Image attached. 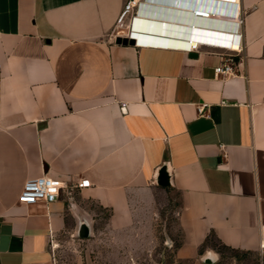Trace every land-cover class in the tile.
Wrapping results in <instances>:
<instances>
[{
	"label": "crops",
	"instance_id": "crops-1",
	"mask_svg": "<svg viewBox=\"0 0 264 264\" xmlns=\"http://www.w3.org/2000/svg\"><path fill=\"white\" fill-rule=\"evenodd\" d=\"M128 1L0 0V264H55L51 244L79 231L85 204L139 231L146 207L173 193L171 264H218L211 238L264 264V0H227L240 31L228 13L196 26L242 35L234 75L216 74L226 49L192 51L182 31L164 37L138 8L125 12ZM168 6L185 27L193 7L212 9ZM132 32L135 46L116 43ZM43 176L69 189L21 204L26 182Z\"/></svg>",
	"mask_w": 264,
	"mask_h": 264
},
{
	"label": "rangeland",
	"instance_id": "rangeland-1",
	"mask_svg": "<svg viewBox=\"0 0 264 264\" xmlns=\"http://www.w3.org/2000/svg\"><path fill=\"white\" fill-rule=\"evenodd\" d=\"M77 187H80L79 184ZM178 208L175 193L161 198L158 195L156 203L146 207L145 219L140 221V230L137 231V227L131 230L114 227L110 223V211L96 204H85V209L91 214L84 220L90 231L89 236L83 238L76 232H66L55 238L51 244L54 263L171 264L181 239ZM207 244L221 253L218 264H262L261 256L257 254L242 260L234 259L237 254L214 238Z\"/></svg>",
	"mask_w": 264,
	"mask_h": 264
},
{
	"label": "built area",
	"instance_id": "built-area-1",
	"mask_svg": "<svg viewBox=\"0 0 264 264\" xmlns=\"http://www.w3.org/2000/svg\"><path fill=\"white\" fill-rule=\"evenodd\" d=\"M143 2L141 0H129L125 7L126 9H137L140 12L141 5ZM206 15V16H199ZM195 17H200L201 19H210V14L201 13L199 11H196V14H194ZM229 16L232 17L233 23L236 25L237 29L236 31H240L241 27L243 26V19L240 14H235V11H232ZM133 29V28H132ZM121 32V31H120ZM119 32V33H120ZM134 33L132 32L130 36L128 37H134ZM205 36V35H201ZM124 37V36H122ZM227 35L223 34H216V37L211 36V33H207L205 36L206 39H198L196 41V44H192L191 50H197L199 43L200 44H209L216 47H221L226 49V53L221 54L222 63L220 66L216 68V74L217 75H234L236 73V60H235V53L241 52V34H233L232 37L227 39ZM190 48V47H189ZM193 48V49H192ZM204 113V107H201L199 109V114ZM90 182L85 181L83 184H79L80 187H86L89 186ZM65 189H69L68 186H66L63 182L53 179L48 176L39 177L36 179L28 180L25 184L24 190L20 196V203L26 206L36 205L39 203L49 205L54 202H56L60 196L62 195V192ZM260 250L261 253H264V235L260 243Z\"/></svg>",
	"mask_w": 264,
	"mask_h": 264
},
{
	"label": "water",
	"instance_id": "water-1",
	"mask_svg": "<svg viewBox=\"0 0 264 264\" xmlns=\"http://www.w3.org/2000/svg\"><path fill=\"white\" fill-rule=\"evenodd\" d=\"M159 2L151 3L148 0L143 1V7L140 9L138 13V20L144 19L147 21L150 27L159 28L161 27L162 30L169 31V32H179L177 28H175L173 24V8L168 5H184V4H191V3H204L210 4L211 6L221 7L226 9L227 7V0H158ZM165 3V4H164ZM163 4V5H162ZM225 27V26H224ZM222 25L217 26L216 29H211L208 32L212 33H219L221 34V29L224 28ZM145 34V33H144ZM148 35V34H147ZM116 43L119 45H131L135 46L138 42L136 37H122L119 36L116 39ZM159 185L161 186H169V175L167 173L166 168H163L159 174ZM84 225L80 227L79 231L77 232L80 237L87 238L90 234V231L87 227V222L83 223Z\"/></svg>",
	"mask_w": 264,
	"mask_h": 264
},
{
	"label": "bare ground",
	"instance_id": "bare-ground-1",
	"mask_svg": "<svg viewBox=\"0 0 264 264\" xmlns=\"http://www.w3.org/2000/svg\"><path fill=\"white\" fill-rule=\"evenodd\" d=\"M209 6V8L212 9H207L205 7L202 6H197V7H193L192 8V17H194V23L190 24V26H179L176 25L175 28L178 29V31H182L183 33H180L182 35V37L188 38L187 42L192 46V44H194L195 41H197L198 39H206L205 36L207 35V33L205 32H201V29L196 28L197 27H201L199 24H203L201 21L206 20V19H201L200 17H195L194 14H196V11H199L201 13H205V14H210V17L213 19L212 16L217 17L218 19L222 18L224 19L226 16H228L232 10L228 13L224 10V8L221 7H215V6H211L210 4H207ZM184 7V6H183ZM228 13V15H227ZM199 16H206V15H201L199 14ZM210 18V19H211ZM225 20V19H224ZM179 21V20H178ZM187 24V23H186ZM159 32L161 33V35L163 34L164 37L166 36H176L174 35L175 32H167L165 30H162L161 27L158 28ZM179 33L177 35H180ZM201 35H205V36H201ZM178 37V36H177ZM185 40V39H184ZM185 44V43H184ZM187 44V43H186ZM188 45V44H187Z\"/></svg>",
	"mask_w": 264,
	"mask_h": 264
}]
</instances>
